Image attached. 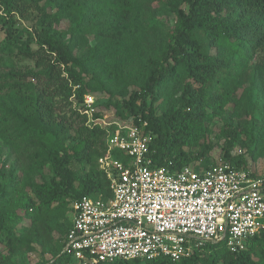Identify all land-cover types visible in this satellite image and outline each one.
Here are the masks:
<instances>
[{
    "label": "trees",
    "instance_id": "1",
    "mask_svg": "<svg viewBox=\"0 0 264 264\" xmlns=\"http://www.w3.org/2000/svg\"><path fill=\"white\" fill-rule=\"evenodd\" d=\"M56 1L0 0V31L5 34L7 43L14 37L17 18L37 19L32 27V39L11 42L17 55L31 61L33 68L19 65L18 70L0 77V82H6L1 87L6 94L0 106V135L11 144L22 145L35 159L48 162L53 171L48 184L32 185L30 193L17 190L15 185L13 193L2 191L0 247L8 254L22 244L20 226L23 221L36 224L60 204L69 206L72 201L71 215L72 203L77 200L87 197L105 201L110 197L97 166L104 143L89 176L83 177L69 167L72 162L88 165L91 151L105 133L99 127H88L83 114L88 90L78 70L86 73V66L95 54L76 58L69 47L52 34L59 14H52L46 6ZM65 1L78 6L77 0ZM122 1L117 15L124 22L133 15L138 0ZM147 1L152 12L166 8L175 15L176 22L161 54L147 60L143 83L121 103L135 125L146 122L143 130L151 136L148 154L151 166L174 172L194 167L209 152L206 120L209 114L219 116L234 95V82L229 75L231 58H240L243 48L264 52V0ZM169 82L182 84L177 106L157 115L156 90ZM95 117L101 118L97 114ZM73 119L81 120L79 134L75 136L68 124ZM9 124H13L12 130ZM248 127L244 137L251 143L255 141L256 123L251 121ZM228 136L229 146L245 145L237 138L236 131ZM192 147H196V151H187ZM223 157H229L227 150ZM223 162L242 168L239 158ZM70 227L71 219L59 250L45 264H71V258L62 254ZM9 260L7 255L0 256V264H9ZM263 261L264 239L253 238L238 253L231 252L222 243H207L177 262L159 257L148 261L113 260L98 264H263Z\"/></svg>",
    "mask_w": 264,
    "mask_h": 264
},
{
    "label": "rangeland",
    "instance_id": "2",
    "mask_svg": "<svg viewBox=\"0 0 264 264\" xmlns=\"http://www.w3.org/2000/svg\"><path fill=\"white\" fill-rule=\"evenodd\" d=\"M77 1L78 6L65 0L46 6L52 14H59L52 34L66 44L76 58L95 54L86 66L87 72L78 70V73L83 77L88 90L84 100L89 97L88 100L93 103L94 115H99L106 123L107 131L112 132L117 129V125L127 126L131 122L132 119L121 102L143 83L147 60L158 57L164 50L169 31L176 22L175 15L166 8L152 12L147 0H138L133 15L127 21L121 22L117 13L123 5L122 0ZM36 21L37 19L27 21L17 18L11 42L32 39V27ZM11 42L7 43L5 34L0 31V77H4L8 71L18 70L19 65L33 68L31 61L23 60L17 55V49ZM229 75L234 82V95L219 116L209 114L205 138L211 148L206 157L191 168L198 171L223 161L232 162L235 157L242 160L243 169L263 177L264 52L243 48L240 58H231ZM5 83L0 82V106L5 99L6 92L1 90ZM181 87V82H169L156 90L157 115L177 106ZM251 121L256 123L255 141L248 143L244 134ZM68 124H71L74 136L79 134L77 129L81 126L80 119L69 120ZM8 127L12 130L13 124ZM231 131L237 132V138L244 141V146H229L227 140ZM104 139L105 135L96 142L88 165L81 166L72 162L69 167L79 171L83 177L89 176L96 167V155ZM51 140L53 141L52 137ZM225 150L229 154L227 159L223 157ZM187 151L194 152L196 147ZM52 178L53 171L48 162L35 159L22 145L11 144L0 135V197L2 191L13 193L14 185L17 190L30 193L32 185L48 184ZM71 202L69 206L60 204L43 215L36 224L23 221L20 226L21 246L12 254H8L1 246L0 256L7 255L10 258L9 264H45L52 260L70 224ZM71 260V264H78L73 258Z\"/></svg>",
    "mask_w": 264,
    "mask_h": 264
},
{
    "label": "built area",
    "instance_id": "3",
    "mask_svg": "<svg viewBox=\"0 0 264 264\" xmlns=\"http://www.w3.org/2000/svg\"><path fill=\"white\" fill-rule=\"evenodd\" d=\"M88 98L86 125L105 133L97 166L110 197L72 203L62 254L78 264L159 257L177 262L207 243L238 253L251 239H264V176L228 162L198 171L152 167L146 122L109 132Z\"/></svg>",
    "mask_w": 264,
    "mask_h": 264
}]
</instances>
